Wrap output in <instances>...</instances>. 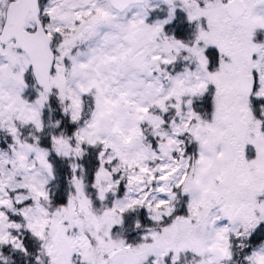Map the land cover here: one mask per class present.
Instances as JSON below:
<instances>
[{
	"label": "snow or ice",
	"instance_id": "1",
	"mask_svg": "<svg viewBox=\"0 0 264 264\" xmlns=\"http://www.w3.org/2000/svg\"><path fill=\"white\" fill-rule=\"evenodd\" d=\"M0 264H264V0H0Z\"/></svg>",
	"mask_w": 264,
	"mask_h": 264
}]
</instances>
